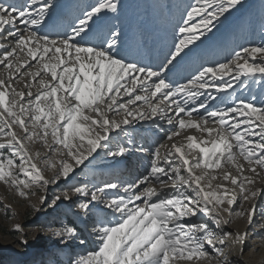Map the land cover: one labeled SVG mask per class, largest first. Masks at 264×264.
Returning <instances> with one entry per match:
<instances>
[{"label": "snow or ice", "instance_id": "6c2138e0", "mask_svg": "<svg viewBox=\"0 0 264 264\" xmlns=\"http://www.w3.org/2000/svg\"><path fill=\"white\" fill-rule=\"evenodd\" d=\"M55 7L53 0H0V66L6 73L0 76V181L22 197L29 194L26 189L55 183L59 192L49 206L75 203L78 223L62 224L53 235L65 247L92 242L96 248L71 264H211L212 259L228 264L219 259L227 238L243 243L247 233L225 227L233 216H247L251 223L256 211L255 206L235 210V190L241 200L256 197L258 191L248 187L254 177L245 172H264V43L202 64L183 81L170 74L243 7V0H192L171 47L155 65L122 54L123 34L116 24L99 43L93 41L118 17L121 0H93L67 31L51 33ZM19 81H25L24 90L15 86ZM149 122L160 137L155 146L128 133ZM186 128L206 138L185 135L186 143L175 142ZM34 139L47 149L43 156L29 151ZM98 150L108 157L138 154L148 166L131 181L77 182V169ZM222 165L233 166L235 173L223 171L216 182L209 170ZM98 209L103 218L96 217Z\"/></svg>", "mask_w": 264, "mask_h": 264}, {"label": "rangeland", "instance_id": "374dc122", "mask_svg": "<svg viewBox=\"0 0 264 264\" xmlns=\"http://www.w3.org/2000/svg\"><path fill=\"white\" fill-rule=\"evenodd\" d=\"M63 1L65 0H53L56 5L53 15V21L55 22L47 29L51 33L67 31L82 11L93 2V0H76L71 6L72 13L70 11L67 17L58 19L57 13L60 11ZM124 1L126 0H121L122 5ZM128 2L127 7L135 15L138 22L150 24L159 19L164 27V34L169 33L168 35L171 34L170 37H172L171 41L165 44V48L168 50L173 43L182 14L192 0H131ZM124 5L118 17L110 19L108 25L93 35L94 42L99 43L112 24L119 26L123 36L126 31H129L130 24L125 16ZM232 22L233 25L226 30V27ZM220 30L221 32H219ZM152 31L155 33H152ZM159 33L154 30V27L150 28L147 34L142 29H136L133 41L134 50L132 49L129 53L124 52L123 49L122 54L141 64H158L166 51L163 46L154 47L151 39L152 35L160 37ZM214 36L215 39H212ZM160 40L165 43L162 37H160ZM206 40H208L207 43L212 42L206 44L204 41L198 48H195L185 58H189V62L185 66H181L185 63L184 59L177 65V67L180 66L179 70L177 67L175 70L173 69L170 74L172 79L183 81L186 77L195 73L202 64L209 65L225 61L233 55L234 51H239L242 47L257 46L264 43V0H243V7L239 11L234 10L232 15L228 16L227 20H223ZM223 42H227L229 46L226 45V47L231 49L224 51L221 45ZM20 55L21 59L25 56L23 53ZM30 63L34 64L36 62L30 61ZM5 74L3 66H0V76ZM24 83L25 81H19L15 86L19 90H24L22 87ZM254 92L259 95V88H255ZM165 128H168V126L165 125ZM134 129L133 127L128 128L129 136L135 137L140 143L147 142L155 146L160 141V137L153 133L150 122L145 123L143 127L136 125ZM15 130L18 134H22L19 129ZM162 135L163 133H161ZM185 135H195L198 139L206 138V134L199 130L187 128L180 130V135L175 138L186 143L184 140ZM121 139H127V137L121 136ZM165 143L170 144L172 142ZM28 147L34 156L36 152H40L43 156L47 151L42 141L35 139L28 143ZM98 152L99 155H96L95 159L90 158V163L86 161L85 165L77 169V182L101 185L106 181L117 183L131 181L141 175L148 166L147 158L138 154H130L125 157H108L102 151L98 150ZM37 163L42 168L44 167L39 160ZM241 163L246 165L244 161H241ZM231 167V165H222V169L209 171H214V174L218 177L216 182H221L223 171L231 170ZM199 171L197 170L198 174ZM258 171L260 170L258 169ZM44 174L46 177H51L53 173L51 170H46ZM245 174L254 177V184L248 185V187L250 190L258 191L259 194L249 200H241L240 190L237 188L235 190L237 203L233 207L237 211H246L255 206V215L251 223L248 222L247 216H233L231 218L232 223L225 228L234 233H240L244 230L242 234L247 233V242L239 252L234 251L230 246H226L225 250L223 249L225 256L219 259H226L228 264H234V258L242 256L248 257L251 264H264V172H261L259 176H254L251 172H245ZM60 185L63 186V181L60 182ZM228 186L232 187L230 184ZM25 191L29 194L22 197L15 186L0 181V264H71L72 260L79 254L95 250L96 245L92 242H86V245L72 244L70 247H65L59 244L58 238L53 235V232L62 224L73 225L78 223L77 213L80 211L75 203L69 201L59 203L58 206H49L48 202L52 196L59 192L57 184H50L46 189H41L39 185H36ZM42 197L46 198L43 202ZM224 207H227L226 203ZM95 215L103 218L105 213L103 210L98 209ZM224 216L229 218L227 212L224 213ZM256 220L257 222H255ZM17 225L21 226L22 231L16 230ZM260 231H263V233L259 234ZM21 240H27V244H21ZM231 240L234 241V236L228 237L226 243H231ZM215 255L214 250L210 249L209 257ZM215 261L217 260L215 259ZM180 264H189V262L181 261ZM199 264H209V262L208 260H201ZM211 264H215L214 259L211 260Z\"/></svg>", "mask_w": 264, "mask_h": 264}, {"label": "bare ground", "instance_id": "6f19581e", "mask_svg": "<svg viewBox=\"0 0 264 264\" xmlns=\"http://www.w3.org/2000/svg\"><path fill=\"white\" fill-rule=\"evenodd\" d=\"M76 0H65V1H63L62 2V4H61V11L60 12H64L65 14L66 13H69L71 10H70V5L72 4V3H74ZM128 1H131V0H126V1H124V3H123V5H124V12H125V16H126V19H127V21L130 23V25H131V31H129V32H127L126 31V33L124 34V36H123V40H124V43H123V45H124V52H131L130 50H131V48H132V46H133V41H134V36H135V29L136 28H138V29H142L145 33H148L149 31H150V28H152V27H154V30H156L158 33H159V29H161L160 28V23L158 22V21H156V22H154V23H152V24H148V23H142V22H138L137 21V19L136 18H134L133 16H132V13L131 12H129V11H131L127 6L129 5V2ZM70 14V13H69ZM159 20V19H158ZM125 21V20H124ZM55 22V21H54ZM129 25V26H130ZM129 30V29H128ZM162 31V30H161ZM152 33H155V32H153L152 31ZM159 35H160V37H162L163 39H164V41L165 42H168V41H171V38L172 37H170L171 35H168V34H164V33H159ZM155 37H156V35H155ZM160 37H156L155 39H154V41L153 42H156L157 40H160ZM207 42H208V40H205V43L207 44ZM163 44H164V42H163ZM226 47V46H225ZM230 48V47H229ZM134 50V49H133ZM191 56V55H190ZM192 57V56H191ZM194 57V56H193ZM225 60V59H224ZM214 61V60H213ZM218 61V60H217ZM187 62H189V58H187L186 60H185V63H183L181 66H185L186 64H187ZM178 68V70H179V68H180V66H178L177 67ZM175 70V69H174ZM185 71H186V69H185ZM179 76V75H178ZM169 127V126H168ZM179 138V137H178ZM174 141L175 142H182V141H180V140H178L177 138H175L174 137ZM168 145H170L169 143H167ZM162 152L164 151L163 149L161 150ZM230 167V166H229ZM230 169V168H229ZM228 170V169H227ZM231 171H233V173H235V169L233 168V166L231 167ZM252 208V207H251ZM255 222H257V220L255 221ZM245 229V228H244ZM225 231H229V229L228 228H225ZM238 232V231H237ZM244 232V230L242 231V232H240V234H242ZM261 233H263V231H260V233L259 234H261ZM258 234V235H259ZM232 241V240H231ZM246 242H247V239L243 242V243H235V241H232L231 243H226V246H230V248L232 249L233 248V250L234 251H237V252H239V250H241L242 249V247H243V245L245 246V244H246ZM226 246H223V249L225 250V248H226ZM259 249V248H258ZM257 249V250H258ZM227 252V251H226ZM227 255V254H226ZM240 255V254H239ZM235 257V256H234ZM230 258V257H229ZM214 262H215V264L217 263V261H215V259H214ZM233 262H234V264H251V262H249L248 261V257H237V258H234V260H233ZM233 264V263H232Z\"/></svg>", "mask_w": 264, "mask_h": 264}]
</instances>
